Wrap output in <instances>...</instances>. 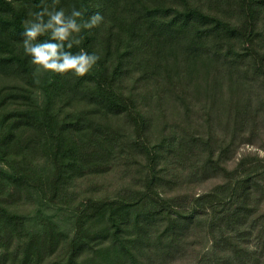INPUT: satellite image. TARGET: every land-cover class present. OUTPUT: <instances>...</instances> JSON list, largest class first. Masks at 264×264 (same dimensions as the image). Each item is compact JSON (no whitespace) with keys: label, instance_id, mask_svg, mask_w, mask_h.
I'll use <instances>...</instances> for the list:
<instances>
[{"label":"trees","instance_id":"obj_1","mask_svg":"<svg viewBox=\"0 0 264 264\" xmlns=\"http://www.w3.org/2000/svg\"><path fill=\"white\" fill-rule=\"evenodd\" d=\"M94 1L102 4L96 11L104 17L102 24L111 18L119 21H115L118 32L106 36L110 45L117 41V62H104L96 52L95 37L85 35L72 49L65 43V50L75 54L86 49L100 57L96 86L83 84L84 76L73 73L74 92L69 75L54 73L51 95L42 107L32 101L34 79L27 81L30 86L0 90V155L12 169L5 175L7 180H0V191L1 185H10L14 195L33 186L52 201L77 178L106 171L126 147L138 149L144 160L139 169L141 185L122 198H89L81 203L75 211V234L68 238V255L50 263L45 262L46 254L58 248L62 231L49 220L38 232L17 241L26 218L5 204L1 191L0 264L10 260L14 264H264V158L243 154L229 168L241 139L250 141L264 131V0H204L203 4L201 0L196 4L193 0H89ZM53 2L0 0V72L20 77L32 72L22 44L24 21L30 9L38 12L47 5L51 10ZM50 39L48 33L38 42ZM124 39L128 43L121 47ZM153 46L158 51L163 46L169 56L154 60ZM107 50L106 55L111 47ZM138 64L156 77L164 72L168 77L163 85L168 82L179 89L184 100L200 93L198 101L209 116L207 125L190 120L168 135H157L155 144L117 126L115 119L121 112H126L137 132L145 133L153 123L152 116L132 105L134 97L126 98L122 87L104 83L122 84L130 66ZM199 79L204 82L201 90L194 85ZM225 83L232 95L228 110L221 98L214 101L207 91L211 86L221 91ZM77 91L87 105H100L92 110L95 115L64 111L63 99L80 101ZM9 101L16 104L12 110ZM190 110L191 105L186 106ZM99 113L103 121L97 119ZM41 156L53 163L44 176L38 171ZM179 164L184 169L177 170ZM185 169L189 174L184 177L219 181L199 196L162 193L165 185L183 177L177 171ZM200 229H208L211 245L193 256L188 236ZM88 247L92 252H85Z\"/></svg>","mask_w":264,"mask_h":264},{"label":"rangeland","instance_id":"obj_2","mask_svg":"<svg viewBox=\"0 0 264 264\" xmlns=\"http://www.w3.org/2000/svg\"><path fill=\"white\" fill-rule=\"evenodd\" d=\"M193 1V3L196 4L199 0ZM203 1L204 0H201L200 2L203 4ZM101 5L102 4L99 1L90 3L89 0H58L59 9H63L66 14H70L73 7L82 12V17L79 18L80 23L86 22L89 17L96 14L97 8H99ZM204 7L207 11L210 9V5ZM28 8L30 9V5H28ZM30 12H34V10L30 9ZM115 21L119 22L117 19L111 18L108 19L106 23H101L92 29H83L78 37L81 40V43L84 40L85 35H89L93 38L95 37L97 43L95 42V39H92V42H95L94 45L96 52L98 54H102V60L104 62H111L112 64H116L117 62V41H113L110 45L106 40V36L110 32H113L114 35L116 32H118V24ZM126 43H128V41L124 39V41L120 43V46L122 47L124 44V47L126 46ZM163 46H160L159 51L155 46L152 47L153 56H156L154 57V60H157L158 62L164 59V54L169 56V52L166 51ZM107 47H111V51L108 55H106V51H108ZM83 50L87 51L86 49ZM30 66L32 67V72L28 73L24 77H20L18 74H13V76L11 72H0V90L9 91V89H11L12 91L13 89L16 90L18 86H30L27 81L29 79H34V84H32L33 86L31 87L35 91L32 101L37 107H42L51 95L49 83H52V80L54 79V73L44 72L43 70H40V72L37 73V67L31 63V60ZM100 66L101 64L97 62V64L94 66L95 68H93L87 75L84 76L83 84L91 83L90 86H96V81L99 80L97 79V76L98 72L100 71ZM141 67L142 66L140 64L137 66H130V72L126 73L122 84H120V82H114V84H112L111 80L108 81L110 84L107 82L104 83L107 84V86L112 85L114 88L117 86L122 87L126 98L134 97L133 99L135 104L132 105H135L136 108L139 105L140 110L142 109L146 117L150 118L152 116L153 123H151V128L145 133L143 131L137 132L130 121H127L126 112H121L118 117H116L115 122L117 126L126 129L128 132L127 134L129 135H139L143 142L147 140V137H149V139L152 141V144H155L157 142V135H168L174 130H177L181 126L185 125L184 123H187L190 120L194 125H207L206 119L209 118V116L204 110V104L201 105L198 101V98L201 97L200 93L195 95L194 98L188 96L184 100L183 95L185 94H179V89L169 86L168 82L163 85L162 82L166 81L168 77L164 74V72H161L163 73L161 76L159 75L156 77L152 71L144 73ZM71 74L73 73H67L64 74V76H70L69 85H74L72 89L74 92H76L75 83L77 82V79L75 77H71ZM90 74L94 76V79L91 80V77L89 76ZM83 84L82 86H86ZM194 85L196 88L201 90L203 88L202 86H204V82L199 79L194 82ZM207 91L210 92L209 94L211 95V98H214V101L217 100L220 102L221 98V104L225 106V110H228L226 109V106L228 105L227 102H231L230 97L232 96L229 92L228 83L223 84L221 91H218V86H211ZM74 92L72 95H74ZM79 92L77 91V97L80 95V103L76 101L77 99L72 102H67V98L65 101L63 99L64 105H62L65 107L64 111L70 110L74 113L77 111L76 114L80 113V115H82V113L87 115L86 112H89L90 115L94 114V111L92 110H94L96 107H99L100 105L98 106L97 102H91L89 105H87L84 103L86 100L83 98V93L81 94ZM233 98L236 99V96ZM20 103L22 104L21 101ZM8 104H10L11 110L16 107V104H11L10 101ZM188 105H191L190 111H186V106ZM134 108L135 107L131 106L130 109L134 110ZM225 112L223 109L222 114H225ZM96 116H98L97 119L99 121H103V117H99L100 113L96 114ZM221 117L226 121L225 116ZM1 120L2 117H0V123ZM194 125H192V127H194ZM245 135L248 136L247 133ZM246 138L241 139V142L239 143V146L236 150V154H232L233 156L231 155L232 158L229 162V168H232L239 159L238 157H241L243 154H258L264 158V131L260 132L259 136L255 135V137H253L250 141H248ZM137 150L138 149L136 148L133 149L131 147H126L125 150L121 152V156L118 155L117 160L106 171L77 178L76 181L69 185L67 190L64 192V195L60 194L58 197L52 198V201L50 200V195L43 194L38 187L29 186L28 188H23L21 191L16 192V194L11 195V192L14 191V189L10 190V185L8 186L9 188L1 185V191L3 192L2 195H4L7 199L5 204L11 210L18 212L19 215H22L23 218H26V228L22 229V233H20L22 235H19L17 241L25 240L27 238L26 234L28 233L38 232L43 226L42 223L49 222V220H51L56 223L63 235L58 248L56 246L50 253L46 254L47 257L45 258V262L50 263V261H54L56 259H65V256L68 255L69 250L67 247V243L69 241L68 238L75 234L73 227V223L75 222L77 215L75 211L81 207V203L85 204V201L89 198L102 200L110 198H122L126 196L131 190L139 187L138 185H141L139 169H141L140 163L142 161L144 162V160L141 157L142 155L138 154L139 151ZM2 159L3 158L0 155V180L3 178L5 181L7 180L5 175L12 173V169L8 164H6L5 160ZM51 162L52 161L47 160V158L45 159L43 156L39 157L37 159V164L40 165V170L38 169L39 173H41L43 176L50 173L53 167V163ZM172 163L175 162L172 160L171 164ZM176 167L177 170L184 169L181 164L177 165ZM177 172L181 173L183 177L176 183L174 182L165 185L162 189V193L168 197L180 196L183 194L190 196L203 195L212 190L219 181L216 178L203 180V178H198L197 176L196 178H191L190 176L184 177L186 173L189 174L188 169H185L182 172ZM207 216L208 215L204 214V219L207 220ZM204 223L205 221L201 222V224ZM210 238L211 235L210 232H208V229H200L197 232L194 231L191 235L189 233L188 240L190 242L193 241V245L189 246V254L194 256L197 252L200 254L207 250V248H209L211 245ZM253 240L254 237H251L252 244ZM13 249L14 247H12L11 250L13 251ZM87 251H91L90 247L85 250V252ZM6 264L14 263L12 260H10L7 261ZM178 264H188V262L178 261Z\"/></svg>","mask_w":264,"mask_h":264},{"label":"clouds","instance_id":"obj_3","mask_svg":"<svg viewBox=\"0 0 264 264\" xmlns=\"http://www.w3.org/2000/svg\"><path fill=\"white\" fill-rule=\"evenodd\" d=\"M57 2L54 0L51 10L44 5L40 11L29 13V19L24 21V52L37 67V73L43 70L56 74L74 73L83 77L94 68L100 57L83 49L73 54L65 50V43L68 49L79 46L81 40L78 37L82 30L98 26L104 17L97 12L86 22L80 23L81 11L73 7L71 13L66 14L63 9H56ZM48 33L51 34L50 40L38 42L39 37Z\"/></svg>","mask_w":264,"mask_h":264}]
</instances>
